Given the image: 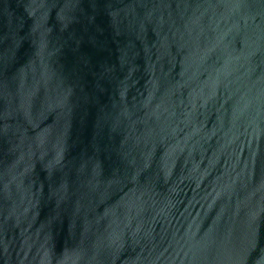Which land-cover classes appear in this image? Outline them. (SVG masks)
Here are the masks:
<instances>
[{
  "label": "water",
  "instance_id": "water-1",
  "mask_svg": "<svg viewBox=\"0 0 264 264\" xmlns=\"http://www.w3.org/2000/svg\"><path fill=\"white\" fill-rule=\"evenodd\" d=\"M0 264H264V0H0Z\"/></svg>",
  "mask_w": 264,
  "mask_h": 264
}]
</instances>
